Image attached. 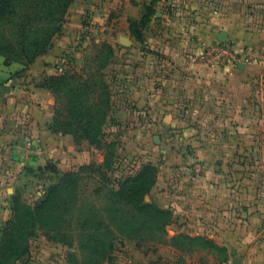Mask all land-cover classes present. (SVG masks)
I'll return each mask as SVG.
<instances>
[{"label":"crops","instance_id":"crops-1","mask_svg":"<svg viewBox=\"0 0 264 264\" xmlns=\"http://www.w3.org/2000/svg\"><path fill=\"white\" fill-rule=\"evenodd\" d=\"M107 2L73 0L61 33L30 65L6 64L0 56V82L7 87L0 93V230L14 194L24 198L32 190L36 200L55 182L48 162L69 171L91 159L86 140L75 143L50 128L54 98L41 82L55 73L65 41L74 43L85 31V13L99 20L97 8ZM155 8L149 23L155 39L148 48L167 59L135 61L133 80L125 76L122 83L133 85L135 125L157 132L158 144L188 149L160 150L161 160L153 162L156 181L145 199L171 210L170 236L224 248L223 264H264V172L257 183L247 153L257 149L255 129L264 132V0H160ZM119 17L126 22L132 16L123 11ZM222 32L225 42L218 39ZM220 43L239 61L208 59L205 52ZM200 257L189 255V264H200Z\"/></svg>","mask_w":264,"mask_h":264},{"label":"rangeland","instance_id":"rangeland-1","mask_svg":"<svg viewBox=\"0 0 264 264\" xmlns=\"http://www.w3.org/2000/svg\"><path fill=\"white\" fill-rule=\"evenodd\" d=\"M146 2L126 0V4L122 0H109L105 5L100 3L97 8L100 19L92 20L87 11L85 15L89 20L85 21V31L74 43L64 40L61 56L64 61H59L57 65H62L61 73L84 75V69L92 65V59L99 58L100 53L107 54L102 73L105 75L104 82L110 87V108L102 127L105 131L100 141L102 148L90 146L93 151L88 163L101 166L106 149L102 143L112 142L114 146L107 147L113 161L112 170L105 172V177L94 166L83 172L70 195L65 194L68 205L64 214L55 217L46 212V216L41 218L36 234L29 239L30 258L22 264H189L188 256L194 253L201 255L200 264H223L221 258L226 254L224 251L199 240L188 243L180 235L170 236L167 226L163 227L154 216L135 210L113 191L116 188L114 180L134 173L143 163L155 165L153 162H159L163 154L160 150L182 149L186 152L188 149L169 147L166 142L158 144L153 139L157 132L144 131L136 126L133 85L125 88L122 83L125 76L132 75L133 80L132 64L135 61L152 57L161 61L167 59L165 55L158 53L154 56L149 52L148 45L155 39L151 24L144 28V41L139 42L130 32L128 21L119 17L120 12L125 11L132 16L127 20L139 19L145 12ZM136 15L138 18H134ZM122 37L129 39L130 45H123L120 42ZM103 46L109 47L111 52ZM125 63L129 67H125ZM145 70L151 73V68ZM61 73L55 70L54 74ZM132 80L130 83H133ZM261 103L264 107V100ZM259 120L264 125V111ZM252 137L257 149L247 152L253 157L248 170L258 183V177L264 172L261 160L264 146L257 141L262 142L264 132L255 129ZM98 160L100 163H96ZM31 186L34 189V185ZM31 195L32 190L24 198L33 205L35 200Z\"/></svg>","mask_w":264,"mask_h":264},{"label":"trees","instance_id":"trees-1","mask_svg":"<svg viewBox=\"0 0 264 264\" xmlns=\"http://www.w3.org/2000/svg\"><path fill=\"white\" fill-rule=\"evenodd\" d=\"M160 0H147L145 12L139 19H128V28L139 40L144 41V28L147 27L156 11ZM73 0H0V56L4 63L17 62L28 66L35 59L45 54L52 46L53 39L58 36L65 22V16ZM107 52L111 49L103 46ZM104 57L92 59V65L86 66L84 75L74 72L53 74L43 78L41 85L46 87L54 97V116L50 128L54 132L70 134L75 143L86 140L88 144L101 149L100 141L105 136L102 128L110 108L111 93L109 85L104 82ZM7 87L0 82V93ZM106 145L104 160L101 166L93 163L83 164L76 170L59 171L54 163L48 162L45 169L55 177V182L48 185L33 205L28 203L19 193L11 200L10 217L0 230V264H22L30 258L29 239L36 234L42 217L53 215L61 217L67 209L65 194L70 195L77 180L89 167H96L101 175L112 170L111 152ZM157 168L151 163L141 164L134 173L114 180V193L128 202L135 210L152 215L166 227L172 212L163 209L152 201H146L155 184ZM61 205V206H60ZM60 207V208H59ZM165 232V230H164ZM188 243L196 240L210 244L218 250L225 249L202 238H188ZM226 260V255L221 258Z\"/></svg>","mask_w":264,"mask_h":264},{"label":"built area","instance_id":"built-area-1","mask_svg":"<svg viewBox=\"0 0 264 264\" xmlns=\"http://www.w3.org/2000/svg\"><path fill=\"white\" fill-rule=\"evenodd\" d=\"M205 55L208 59L215 61L228 60L230 63H236L239 61V57L226 43H220L219 45L212 47L205 52ZM62 61H64L63 57L61 58V62ZM253 61H256V59H253ZM62 71V65L57 66L56 73H61Z\"/></svg>","mask_w":264,"mask_h":264},{"label":"water","instance_id":"water-1","mask_svg":"<svg viewBox=\"0 0 264 264\" xmlns=\"http://www.w3.org/2000/svg\"><path fill=\"white\" fill-rule=\"evenodd\" d=\"M218 39L221 41V42H225L226 40V34L224 32L220 33L219 36H218ZM120 42L125 45V46H128L130 45L131 41L129 39H127L126 37H122L120 39ZM233 264H239L238 262L234 261Z\"/></svg>","mask_w":264,"mask_h":264}]
</instances>
